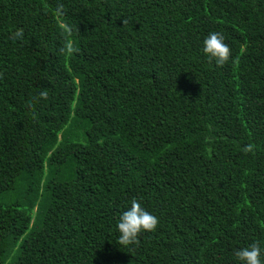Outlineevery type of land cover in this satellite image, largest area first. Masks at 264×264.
Instances as JSON below:
<instances>
[{
    "label": "trees",
    "instance_id": "obj_1",
    "mask_svg": "<svg viewBox=\"0 0 264 264\" xmlns=\"http://www.w3.org/2000/svg\"><path fill=\"white\" fill-rule=\"evenodd\" d=\"M0 198V264L264 260V0H0Z\"/></svg>",
    "mask_w": 264,
    "mask_h": 264
},
{
    "label": "clouds",
    "instance_id": "obj_2",
    "mask_svg": "<svg viewBox=\"0 0 264 264\" xmlns=\"http://www.w3.org/2000/svg\"><path fill=\"white\" fill-rule=\"evenodd\" d=\"M56 12L59 15H64V5L58 4ZM73 31L72 26L65 25L62 29V33L65 35L64 44L60 49L61 54L71 55L78 51L74 44L68 39ZM23 29H17L11 33L13 41L23 38ZM203 52L206 54L210 61L215 60L218 67H223L231 57V49L227 43H225V36L221 32H212L204 40ZM235 63V61H233ZM49 92L47 89L39 93V98L47 100ZM29 107H33L31 101L28 102ZM246 153L254 151V146L248 144L244 147ZM159 220L156 216L145 210L141 203L133 198L131 200L130 209L124 211L118 219L117 230L119 232L118 243L123 246L138 245L139 236L142 232H153L158 226ZM262 249L259 242H253L247 247L239 248L234 252L236 260L240 264H264V260L261 259Z\"/></svg>",
    "mask_w": 264,
    "mask_h": 264
},
{
    "label": "rangeland",
    "instance_id": "obj_3",
    "mask_svg": "<svg viewBox=\"0 0 264 264\" xmlns=\"http://www.w3.org/2000/svg\"><path fill=\"white\" fill-rule=\"evenodd\" d=\"M4 201H5V198H0V205L1 203H4Z\"/></svg>",
    "mask_w": 264,
    "mask_h": 264
}]
</instances>
